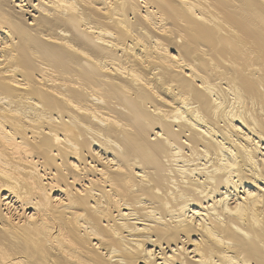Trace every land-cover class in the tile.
I'll use <instances>...</instances> for the list:
<instances>
[{"label": "bare ground", "instance_id": "bare-ground-1", "mask_svg": "<svg viewBox=\"0 0 264 264\" xmlns=\"http://www.w3.org/2000/svg\"><path fill=\"white\" fill-rule=\"evenodd\" d=\"M0 264H264V0H0Z\"/></svg>", "mask_w": 264, "mask_h": 264}]
</instances>
